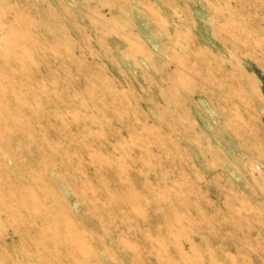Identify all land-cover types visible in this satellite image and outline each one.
Masks as SVG:
<instances>
[{"label":"rangeland","instance_id":"obj_1","mask_svg":"<svg viewBox=\"0 0 264 264\" xmlns=\"http://www.w3.org/2000/svg\"><path fill=\"white\" fill-rule=\"evenodd\" d=\"M263 25L264 0H0V264L264 256V70L234 49Z\"/></svg>","mask_w":264,"mask_h":264},{"label":"bare ground","instance_id":"obj_2","mask_svg":"<svg viewBox=\"0 0 264 264\" xmlns=\"http://www.w3.org/2000/svg\"><path fill=\"white\" fill-rule=\"evenodd\" d=\"M206 3V2H205ZM232 3V2H231ZM234 3V2H233ZM238 4V3H237ZM240 5V4H239ZM238 5V6H239ZM237 8H239V7H237ZM253 11V10H252ZM245 13H246V11H245ZM247 14V13H246ZM263 23V22H262ZM263 27H264V25H263ZM159 31V30H158ZM2 33H4V34H6L5 32H2ZM234 37V36H233ZM241 39V37H238L237 38V40H240ZM241 42V41H240ZM240 42H239V45H236V46H234V49H235V51L236 50H238L239 52H242L243 54H245V55H247V56H249L251 59H252V62H254L255 64H257L258 66H260L263 70H264V48H262L261 47V49L259 48V53L257 52V49H251L249 46H247L246 44H245V42L244 43H242V44H240ZM220 44H221V46L222 47H224L227 51H230L229 50V46H227V44H226V42L225 41H223V40H221L220 39ZM231 49H232V47H231ZM232 52V51H231ZM256 53L257 54H259L262 58L261 59H259L257 56H255L256 55ZM218 54H220L219 52H218ZM232 54V53H231ZM246 56V57H247ZM195 58V57H194ZM227 58V57H226ZM229 59V58H228ZM245 60V59H244ZM210 61H212V60H210ZM212 63V62H211ZM246 63H248V65H250V66H252V64L253 63H251V62H246ZM213 65V64H212ZM235 65H236V63H235ZM237 66V65H236ZM204 68H210L208 65H207V67H204ZM246 68V67H245ZM217 69V68H216ZM231 69V68H230ZM221 70H222V68H221ZM229 70V69H228ZM240 72V71H239ZM238 73V72H237ZM236 73V74H237ZM255 75V74H254ZM231 76V75H230ZM229 76V77H230ZM243 75H241L240 74V77L241 78H243L242 77ZM250 76H252V75H250ZM150 79V78H149ZM228 79V78H227ZM246 79V81L248 82V83H251L252 81L250 80V78L248 77V79L247 78H245ZM258 79V78H257ZM205 80V79H204ZM243 80H244V78H243ZM259 80V79H258ZM217 81H218V84H219V88H220V90L218 91L219 93L217 94V96H215L214 97V99H223L224 97L225 98H227V103L225 104V105H223V106H219V108H218V114H219V116H220V118H222L223 120H224V122H225V124L227 123H229V124H232L233 122L234 123H236V120L239 118V114L237 113L238 112V110H239V108H238V104L236 103L237 101H234L235 99H233V97L235 96V92H233V94H232V92H230V90L232 91V88H233V86H232V81L231 82H229V83H225V82H223L224 80H223V77L222 76H220L219 78H217ZM238 82H239V80H238ZM236 85V84H235ZM238 85V84H237ZM244 85V84H243ZM242 85V86H243ZM240 87V86H239ZM252 87V86H251ZM248 88V87H247ZM243 90V89H242ZM241 90V91H242ZM248 90V89H247ZM247 90H246V94H247ZM252 90V89H251ZM255 90V89H254ZM257 91V90H256ZM255 91V92H256ZM243 92V91H242ZM232 94V95H231ZM249 94H250V92H249ZM249 94H247V95H249ZM235 98H236V96H235ZM224 104V103H223ZM249 104V103H248ZM241 113V112H240ZM245 115H247L246 116V118H244L245 119V121H248V119H250L251 118V116H250V114H249V111H248V109H247V114H245ZM85 116V115H84ZM243 116V115H242ZM171 118L174 120V123H176V122H178L177 121V119L179 120V118H177L174 114H171ZM197 120H198V122L199 121H202V120H204L203 119V117H200V116H198L197 118H196ZM240 121H242V120H240ZM198 122H196L195 120L194 121H192V123H191V129H190V131L189 132H187V133H184L185 134V136L186 137H188L191 141H196L197 139V137L199 138V134H197V133H202V131H200V129L198 128V132H195L194 131V129L197 127V123ZM243 122V121H242ZM201 125V124H200ZM235 125V124H234ZM251 127V126H250ZM220 129H221V127H219ZM242 128V127H241ZM224 129H225V126H224ZM238 129V128H237ZM251 129V128H250ZM261 129V128H260ZM243 130V129H242ZM228 131H230V130H228ZM251 131V130H250ZM249 131V132H250ZM248 132V131H247ZM229 133V132H228ZM159 143V142H158ZM171 157V156H170ZM100 174V173H99ZM25 176V175H24ZM221 176V175H220ZM10 195V194H9ZM5 201V200H4ZM10 204V203H9ZM12 205V204H11ZM2 209V208H1ZM16 217V216H15ZM232 220V219H231ZM251 222V221H250ZM263 222V221H262ZM255 223V222H254ZM251 224V223H250ZM3 226V225H2ZM251 229V228H250ZM236 231V229H233V231L232 232H235ZM234 234V233H233ZM240 235V234H239ZM226 237V236H225ZM239 237V236H238ZM238 237H236V238H238ZM239 239V238H238ZM238 239H236V240H238ZM243 239V238H242ZM247 241H248V239H247ZM246 241V242H247ZM237 242H241L240 241V239H239V241H237ZM249 242V241H248ZM258 243V242H257ZM242 244H243V242H242ZM250 244V243H249ZM262 244H264V243H261V245ZM244 245V244H243ZM245 245H247L246 243H245ZM238 246V245H237ZM240 246V245H239ZM242 246V245H241ZM226 252V251H225ZM257 254H254V257H253V261H251V264H260V262H261V260H263V258H264V256H262V254H259L258 252H256ZM246 254V253H245ZM230 255V254H229Z\"/></svg>","mask_w":264,"mask_h":264}]
</instances>
